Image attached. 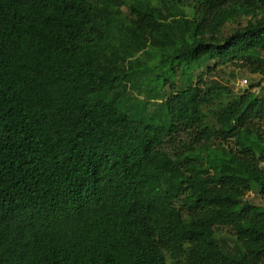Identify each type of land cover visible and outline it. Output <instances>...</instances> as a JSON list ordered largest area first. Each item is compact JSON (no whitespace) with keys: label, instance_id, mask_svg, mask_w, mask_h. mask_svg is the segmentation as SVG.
Masks as SVG:
<instances>
[{"label":"trees","instance_id":"1","mask_svg":"<svg viewBox=\"0 0 264 264\" xmlns=\"http://www.w3.org/2000/svg\"><path fill=\"white\" fill-rule=\"evenodd\" d=\"M225 67L264 77V0H0V264H264Z\"/></svg>","mask_w":264,"mask_h":264},{"label":"rangeland","instance_id":"2","mask_svg":"<svg viewBox=\"0 0 264 264\" xmlns=\"http://www.w3.org/2000/svg\"><path fill=\"white\" fill-rule=\"evenodd\" d=\"M124 13L127 12L125 8L122 9ZM208 78L215 80L221 85L228 88L230 95H237L239 92L247 89L250 85H264V77L259 75H250L247 72L237 71L233 67L217 68ZM246 81V83H244ZM134 95L142 98L137 92ZM244 201L259 207H264V197L257 194L256 191L249 193ZM223 241H226L228 245H232L231 236L227 231H222ZM167 264H171L168 262Z\"/></svg>","mask_w":264,"mask_h":264},{"label":"built area","instance_id":"3","mask_svg":"<svg viewBox=\"0 0 264 264\" xmlns=\"http://www.w3.org/2000/svg\"><path fill=\"white\" fill-rule=\"evenodd\" d=\"M244 83H246V81H244Z\"/></svg>","mask_w":264,"mask_h":264}]
</instances>
